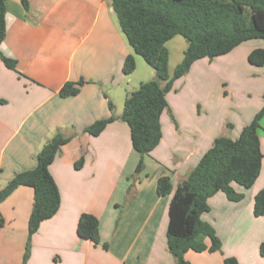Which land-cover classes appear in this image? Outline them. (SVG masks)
I'll use <instances>...</instances> for the list:
<instances>
[{
	"label": "crops",
	"instance_id": "crops-1",
	"mask_svg": "<svg viewBox=\"0 0 264 264\" xmlns=\"http://www.w3.org/2000/svg\"><path fill=\"white\" fill-rule=\"evenodd\" d=\"M27 1L25 11L21 0H6L0 49L16 59L21 75L0 59V189L17 172L35 167L38 151L57 131L70 139L49 165L59 208L35 233L28 238L32 187L18 186L0 202V264H23L28 240L25 264H174L166 244L171 194L156 193L157 179L168 175L175 188L216 137L237 138L261 109L264 67L250 64L247 56L263 41H245L226 54L198 59L173 82L160 116L161 140L136 172L140 154L120 116L126 95L144 80L134 81L133 72L122 70L125 57L132 54L136 61V53L110 0ZM80 79L84 83L76 95L58 94L65 82ZM220 81L226 87L219 91ZM111 115L115 119L98 135L84 131ZM258 136L262 159L255 182L248 188L232 183L242 194L237 201L215 193L201 215L213 226L220 250H187L190 264H223L227 257L238 264H264L259 254L264 214H253L254 197L264 188V116ZM82 213L98 218L100 243L78 237ZM204 242L210 245L209 238Z\"/></svg>",
	"mask_w": 264,
	"mask_h": 264
},
{
	"label": "trees",
	"instance_id": "trees-1",
	"mask_svg": "<svg viewBox=\"0 0 264 264\" xmlns=\"http://www.w3.org/2000/svg\"><path fill=\"white\" fill-rule=\"evenodd\" d=\"M118 25L128 44L136 54L143 57L155 72V77L141 81L137 88L128 93L123 102L121 120L130 131L131 145L140 154L135 171L143 167V156L160 142L162 131L160 116L168 108L166 94L173 82L185 75L193 62L201 58L212 59L228 53L239 44L261 39L262 47L252 49L247 56L250 64L264 67V0H110ZM25 11L28 1L21 0ZM6 0H0V45L6 34ZM175 35H182L188 42L182 60L170 75L168 70L169 51L165 43ZM3 64L18 74L17 61L0 49ZM135 69V59L128 54L122 70L130 74ZM84 80L67 81L58 91L62 97L76 95ZM263 105L252 120L243 126L237 138L218 136L212 146L201 156L186 178L173 187L168 175L157 179L156 193L171 194L168 204L166 244L173 256L174 264H190L184 254L187 250L217 251L221 242L213 226L201 215L209 210L208 198L223 192L227 199L237 201L242 194L236 192L232 183L245 188L257 179L262 153L258 129L264 116ZM112 110L113 105L108 103ZM113 115L97 119L84 128L96 136L113 121ZM70 138L57 131L38 151L36 165L32 169L17 172L0 189V202L18 186L33 188V203L28 219V238L37 231L40 223L52 217L60 205L59 189L49 172L59 149ZM80 158L75 162L79 167ZM253 214H264V188L260 189L253 204ZM3 219L0 216V226ZM79 238L93 244L100 243L99 220L90 213H82L77 221ZM210 239V245L204 242ZM107 248L106 243H102ZM30 250L29 240L23 256L25 264ZM264 258V242L259 246ZM223 264H238L234 257H227Z\"/></svg>",
	"mask_w": 264,
	"mask_h": 264
},
{
	"label": "rangeland",
	"instance_id": "rangeland-1",
	"mask_svg": "<svg viewBox=\"0 0 264 264\" xmlns=\"http://www.w3.org/2000/svg\"><path fill=\"white\" fill-rule=\"evenodd\" d=\"M255 41L262 42L261 39H254ZM187 40L182 35H175L171 39H169L165 46L167 47L169 51V61H168V70L169 74L171 75L174 71L175 66L182 60L184 50L187 47ZM136 61H135V69L132 74V78L134 81L139 80H150L155 77L154 75V69L146 63V61L143 59V57L139 54H135ZM224 68L222 66L219 67V70H223ZM223 74V72L219 73ZM153 76V78H152ZM176 81V80H175ZM221 87L225 88L226 85H221V81L218 82L217 89L220 91ZM183 91H186L184 89ZM123 108V105H121Z\"/></svg>",
	"mask_w": 264,
	"mask_h": 264
}]
</instances>
